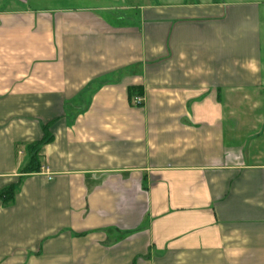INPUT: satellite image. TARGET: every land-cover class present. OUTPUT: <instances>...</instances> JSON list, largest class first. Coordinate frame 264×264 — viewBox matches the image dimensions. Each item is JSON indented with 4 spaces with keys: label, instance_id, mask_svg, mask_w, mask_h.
Wrapping results in <instances>:
<instances>
[{
    "label": "crops",
    "instance_id": "crops-1",
    "mask_svg": "<svg viewBox=\"0 0 264 264\" xmlns=\"http://www.w3.org/2000/svg\"><path fill=\"white\" fill-rule=\"evenodd\" d=\"M29 1L0 0V264H264V0Z\"/></svg>",
    "mask_w": 264,
    "mask_h": 264
},
{
    "label": "rangeland",
    "instance_id": "rangeland-1",
    "mask_svg": "<svg viewBox=\"0 0 264 264\" xmlns=\"http://www.w3.org/2000/svg\"><path fill=\"white\" fill-rule=\"evenodd\" d=\"M54 1L55 5L60 6H69L72 8L82 7L88 5H112L114 7L118 6H124V7H137L142 6L143 0H30L28 3V6H30L32 9L36 6L37 3L39 5L45 8H49V6H52L50 2ZM149 2L153 3H161L164 0H148ZM176 0H173L172 2H175Z\"/></svg>",
    "mask_w": 264,
    "mask_h": 264
},
{
    "label": "trees",
    "instance_id": "trees-1",
    "mask_svg": "<svg viewBox=\"0 0 264 264\" xmlns=\"http://www.w3.org/2000/svg\"><path fill=\"white\" fill-rule=\"evenodd\" d=\"M133 94L134 93L132 92L131 95H133ZM30 166L33 167V169L31 170L32 173H35V172L38 173L39 172L38 171L39 170V164L37 163V156L35 154L32 155V157L30 158ZM10 195H12V191L10 192Z\"/></svg>",
    "mask_w": 264,
    "mask_h": 264
},
{
    "label": "built area",
    "instance_id": "built-area-1",
    "mask_svg": "<svg viewBox=\"0 0 264 264\" xmlns=\"http://www.w3.org/2000/svg\"><path fill=\"white\" fill-rule=\"evenodd\" d=\"M132 102L134 103V105L139 106L142 103V99L140 97H135ZM41 172H43L47 176V178H50V175H48L47 169L42 168Z\"/></svg>",
    "mask_w": 264,
    "mask_h": 264
}]
</instances>
